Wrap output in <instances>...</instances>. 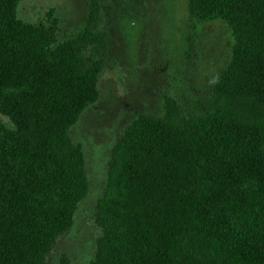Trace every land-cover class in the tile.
<instances>
[{
	"label": "trees",
	"instance_id": "obj_1",
	"mask_svg": "<svg viewBox=\"0 0 264 264\" xmlns=\"http://www.w3.org/2000/svg\"><path fill=\"white\" fill-rule=\"evenodd\" d=\"M0 0V264H45L89 187L69 130L99 97L108 52L100 0L58 41L59 21ZM192 23L234 38L209 95L164 97L110 154L88 264H264V0H185ZM1 117L6 118L4 121Z\"/></svg>",
	"mask_w": 264,
	"mask_h": 264
},
{
	"label": "rangeland",
	"instance_id": "obj_2",
	"mask_svg": "<svg viewBox=\"0 0 264 264\" xmlns=\"http://www.w3.org/2000/svg\"><path fill=\"white\" fill-rule=\"evenodd\" d=\"M108 52L99 83L100 97L69 130L82 146L88 195L79 204L75 225L60 237L45 264H88L101 236L95 207L107 183L110 154L124 130L139 115H164V97L205 99L234 48L230 29L220 21L192 23L185 0H100ZM59 21L58 41L84 28L83 0H26L17 16L30 23ZM4 121L6 118L1 117Z\"/></svg>",
	"mask_w": 264,
	"mask_h": 264
}]
</instances>
